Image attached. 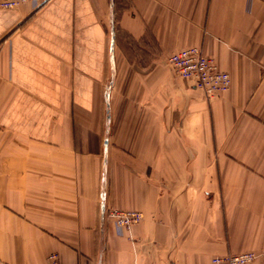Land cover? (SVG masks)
Listing matches in <instances>:
<instances>
[{"label":"crops","instance_id":"obj_1","mask_svg":"<svg viewBox=\"0 0 264 264\" xmlns=\"http://www.w3.org/2000/svg\"><path fill=\"white\" fill-rule=\"evenodd\" d=\"M193 46L226 91L176 76L170 56ZM110 210L143 217L119 234ZM263 250L264 0L0 9V264Z\"/></svg>","mask_w":264,"mask_h":264},{"label":"built area","instance_id":"obj_2","mask_svg":"<svg viewBox=\"0 0 264 264\" xmlns=\"http://www.w3.org/2000/svg\"><path fill=\"white\" fill-rule=\"evenodd\" d=\"M49 0H1L0 9H14L21 3L34 2L41 6ZM176 76L192 81L197 89L202 90L209 97L216 96L229 88L230 76L218 68L214 60L197 47L181 49L169 58ZM108 217L114 223L119 234L129 230L134 224L142 220L139 211L110 210ZM257 259L264 262V250L258 254L245 252L237 255L214 256L213 264H253ZM46 264H63L57 253L50 254ZM73 264H79L77 260Z\"/></svg>","mask_w":264,"mask_h":264}]
</instances>
